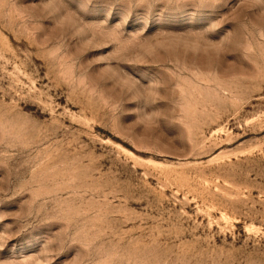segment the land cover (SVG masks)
<instances>
[{"label":"rangeland","instance_id":"rangeland-1","mask_svg":"<svg viewBox=\"0 0 264 264\" xmlns=\"http://www.w3.org/2000/svg\"><path fill=\"white\" fill-rule=\"evenodd\" d=\"M0 264H264V0H0Z\"/></svg>","mask_w":264,"mask_h":264}]
</instances>
